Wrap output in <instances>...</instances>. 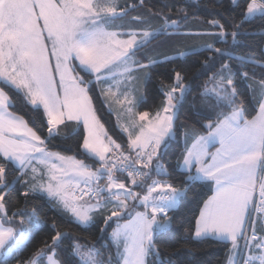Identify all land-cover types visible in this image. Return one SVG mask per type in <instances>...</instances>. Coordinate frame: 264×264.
<instances>
[{"label":"snow or ice","instance_id":"snow-or-ice-1","mask_svg":"<svg viewBox=\"0 0 264 264\" xmlns=\"http://www.w3.org/2000/svg\"><path fill=\"white\" fill-rule=\"evenodd\" d=\"M232 5L239 22L235 15L222 22L215 13L207 30L192 33L181 30L188 19L182 8L175 17L171 9L148 8L147 18L132 16L126 27L115 21L135 5L121 7L117 0H0V264H178L174 253H165L175 238L170 212L197 183L210 184L213 194L186 238L223 244L225 264H264V75L257 79L255 71L264 69V49L237 55L231 46H215L227 44L229 35L235 46L249 34L246 23L264 20V0ZM190 35L211 40L159 51ZM204 52L192 78L173 67L160 80L159 102L140 110L156 66ZM197 90L192 127L178 125L187 95ZM95 100L116 115L126 149L108 134ZM17 103L30 106L31 118L14 110ZM57 137H79L83 159L50 150ZM181 138L184 150L170 170L163 158ZM173 172L184 177L183 187L170 182ZM17 184L25 207L9 215ZM37 194L78 227L102 217L98 240L115 218L110 244L88 247L53 220L49 239L22 259L25 242L42 225L37 209L26 208Z\"/></svg>","mask_w":264,"mask_h":264},{"label":"trees","instance_id":"trees-1","mask_svg":"<svg viewBox=\"0 0 264 264\" xmlns=\"http://www.w3.org/2000/svg\"><path fill=\"white\" fill-rule=\"evenodd\" d=\"M121 7L127 5H135L134 8H128V14L123 17V19H117L115 25H124L128 26L131 21V17L135 15H144L148 17V8H152L153 11L160 10L163 8L165 12L171 9L173 16L177 12V9H184V12L187 13L188 19L186 22L181 24L182 31H188L192 33L201 32L207 30L209 25L207 20L212 19L215 13H220L216 16L217 19H221L222 22L231 15H235L237 22H239L241 12L239 9L232 11L233 5L232 0H143V5L140 4V0H117ZM166 6V7H165ZM246 7V5H245ZM151 22L153 25L157 23L156 17H151ZM228 32L233 31V25L227 23L226 25ZM244 28L248 30L249 34L246 36L239 37V43L235 46H232V37L229 35L228 43H216L218 48H228L232 47V50L237 55H245L248 53H256L259 55L260 51L264 49V35L261 34L264 30V20L255 18L249 23L244 25ZM211 37H201L197 35H190L187 37H180L178 40L170 41L167 46L159 49V51L165 52L167 54H172L173 45H179L181 48H191L200 45L205 41H210ZM159 43V41L154 42ZM150 45L149 47H153ZM208 53L204 52L198 56H190L185 58L182 61H176L174 64L158 65L153 70V75L151 81L147 84V91L149 95L148 103L142 105L141 111L149 110L151 111L155 104L159 102V84L160 80H168L171 75V69L173 67L183 68L186 71L188 78H192L199 68V61L203 60ZM264 59V58H262ZM232 63L236 65L238 62L233 60ZM247 70L251 74L253 71L251 65L247 67ZM256 78L259 79L261 75H264V69L257 68ZM202 78L198 83H203ZM245 86L241 85V90H244ZM194 97H198V90L192 92L190 95H187L186 100L184 101V106L180 110L179 119L177 124H185L187 127H192L193 115L190 112V109L194 108L193 101ZM95 107L98 110V116L101 119V122L104 124L105 129L108 134L111 135L118 143L124 145L125 149L127 148V137L116 125L114 117L112 114L105 108L102 104V101L95 100ZM200 107V101L197 98L195 100V108ZM28 108L24 107L21 103H17L16 108L14 109L18 114L24 115L26 119L31 118V112ZM255 113L252 112V115ZM248 118H251L250 116ZM72 127H75V123L70 124L69 129H65L64 133H67L71 130ZM81 133L83 132V127L80 126ZM44 135H47L45 131ZM79 137H72L70 139H62L57 137L52 140L49 145L50 150L60 151L64 155H75L78 159H83L80 155V150L78 148ZM215 148H212V151ZM184 150L183 140L180 139V142L177 143L176 140L170 142V146L167 150V154L164 156L165 164L169 165L170 170L174 168L177 158ZM157 178V177H153ZM184 177L181 176L178 172H173L170 182L174 183L178 187H183L181 181ZM17 192L14 194L15 197L12 200L9 209V215L12 212L17 211L19 208L25 207V200L22 196H19V191L21 190V185L17 184ZM136 191H142L141 189H136ZM212 195L211 185L208 183H197L191 190L183 197L180 198L178 206L175 210L170 212V215L174 218L173 232L175 234L174 240L167 246L165 253L167 255L175 254L173 258L178 262V264H225V252L226 249L223 244L214 241V240H203L196 241L193 239L186 238L185 229H191L195 224V217L199 215L200 207L203 206L204 201ZM54 201H50L45 195L37 194L31 197L27 203V211H31L33 206L37 209L38 214L42 219V225L38 233H35L33 237L26 243V247L22 250L21 258L29 256L38 246H40L44 240L49 239V233L51 230L52 221L55 220L60 229L64 231H69L80 238L81 243L87 244L88 247L96 245H109V234L116 227V222H110V226L107 227V231L103 234L104 238L98 240L101 236L100 229L104 227L103 219L100 216H97V223L90 225L86 228L78 227L77 225L70 223L69 218L66 214H63L52 207ZM130 211H133V207L130 203ZM143 211L142 208L136 209ZM19 222V217H17V226ZM119 223H125V220L118 221ZM7 226V225H6ZM71 241L66 240L64 247L68 248L70 252ZM107 251L115 253V249L109 247ZM107 255V252H106ZM10 264H15V260L10 261Z\"/></svg>","mask_w":264,"mask_h":264},{"label":"rangeland","instance_id":"rangeland-1","mask_svg":"<svg viewBox=\"0 0 264 264\" xmlns=\"http://www.w3.org/2000/svg\"><path fill=\"white\" fill-rule=\"evenodd\" d=\"M108 110V109H107ZM109 111V110H108ZM110 112V111H109ZM111 113V112H110ZM112 114V116L114 117V120H115V122H116V125H117V117H116V115H114L113 113H111ZM82 126V125H81ZM118 127V126H117ZM218 146V145H217ZM46 196V195H45ZM47 197V196H46ZM48 198V197H47ZM114 220H115V218H114ZM121 224H123V223H121ZM88 227V226H87ZM28 241H26L25 243H27Z\"/></svg>","mask_w":264,"mask_h":264},{"label":"crops","instance_id":"crops-1","mask_svg":"<svg viewBox=\"0 0 264 264\" xmlns=\"http://www.w3.org/2000/svg\"><path fill=\"white\" fill-rule=\"evenodd\" d=\"M75 123V122H74ZM213 151H215V149L213 150ZM193 171H194V169H193ZM213 194V193H212ZM131 203V202H130ZM175 210V209H174Z\"/></svg>","mask_w":264,"mask_h":264},{"label":"built area","instance_id":"built-area-1","mask_svg":"<svg viewBox=\"0 0 264 264\" xmlns=\"http://www.w3.org/2000/svg\"><path fill=\"white\" fill-rule=\"evenodd\" d=\"M86 199V198H85Z\"/></svg>","mask_w":264,"mask_h":264}]
</instances>
